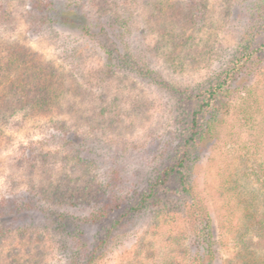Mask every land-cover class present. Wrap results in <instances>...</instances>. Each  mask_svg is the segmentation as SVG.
I'll use <instances>...</instances> for the list:
<instances>
[{
  "label": "rangeland",
  "instance_id": "rangeland-1",
  "mask_svg": "<svg viewBox=\"0 0 264 264\" xmlns=\"http://www.w3.org/2000/svg\"><path fill=\"white\" fill-rule=\"evenodd\" d=\"M245 2L117 0L114 4L113 12L128 19L136 33L137 57L172 84L195 92L192 99L178 104L173 95L136 75L123 71L107 75L104 57L95 46L82 45L66 54L61 30H33L27 17L30 0H1L0 36L5 48L24 51L68 79L62 102L49 114L35 119L18 114L2 125L0 199L26 191L39 195L36 190L42 187L61 185L72 195L66 197L70 202L44 198L43 203L87 216L92 208L83 200L92 195L82 189L88 184L64 181L65 174L77 176L72 167L86 157L97 173L112 176L117 169V193L135 199L86 229L89 241L102 246L97 264H205L198 259L205 253L198 241L202 226L188 212L191 200L183 191L179 170L166 184L157 187L156 182L162 165H174L183 151L176 134L204 101L198 93L205 81L235 52ZM165 6L173 8L176 25L160 21ZM190 12L201 17L196 24ZM263 26L253 31L259 51L252 59L255 64L246 88L229 99L219 98L218 105L226 104L225 122L217 137L199 146L195 164L184 170L212 217V264H264ZM58 121L65 125L57 126ZM29 151L35 157L30 165ZM143 197L150 208L135 217L128 214ZM20 224L0 222V264H70L68 249L61 247L43 218H26L25 229Z\"/></svg>",
  "mask_w": 264,
  "mask_h": 264
},
{
  "label": "trees",
  "instance_id": "trees-1",
  "mask_svg": "<svg viewBox=\"0 0 264 264\" xmlns=\"http://www.w3.org/2000/svg\"><path fill=\"white\" fill-rule=\"evenodd\" d=\"M116 1L30 0L27 17L36 32L61 30L66 37L63 42L66 54H70L79 46L86 44L97 47L104 57L107 75L112 76L118 71L136 75L154 87L173 95L178 104L184 102V99H192L195 95L194 91L172 84L161 71L137 57L134 49L136 33L132 30L128 19L113 12ZM245 1L244 14H241L243 15L242 23L239 25L242 35L235 52L225 63L220 65L219 70L210 75L205 81L204 89H199L198 94H202L204 101L192 113L190 119L183 121L185 123L182 124V131L176 134L177 140L180 139L183 142V151L176 155L174 165H162L160 176L156 182L157 187L166 184L170 175L179 170L183 191L191 200L190 205H187L188 212L193 220L200 222L202 226L198 231L200 232L198 241L205 247V253L201 256L198 255V259L205 264H212L215 259L212 217L201 198L196 195L184 170L188 171L191 164H195L199 159V146L207 140L217 137L219 128L225 122L226 104L218 105L219 98L223 96L229 99L236 92L240 93L243 88H246L248 76L253 71L255 60L252 59L259 51L255 48V33L253 31L262 28L264 24V0ZM172 9L165 6L161 11L160 21L168 22V25H176L175 17L177 15L170 12ZM190 13L192 23L196 24L201 17H197L193 12ZM154 15L155 13L152 14V16ZM6 44L3 43L0 36V140L3 133L2 125L8 123L13 116L21 114L25 118L35 119L38 116L49 114L52 106L62 102L60 100L64 96L66 79H68L62 74L58 75V71L54 67L48 64L42 66L34 62L25 55L24 51L18 49L9 52L5 48ZM257 63L260 64V61ZM59 125L65 124L58 121L57 126ZM184 133L185 136L181 138ZM79 144L81 145V143ZM177 149L181 150L180 147ZM33 154V151L28 152L29 158L26 163L29 165L32 162L31 157L35 158L32 156ZM22 162L25 163L24 160ZM78 162L80 164L75 165L71 170L73 173H78L75 174L77 176L73 179L65 174L66 179H63L70 182L71 180L73 182L83 181L88 184L82 190L88 191L92 195V198L83 200L87 203L85 206L92 208L89 215L76 216L67 211L52 209L43 203L44 198L53 199L56 202L61 200L63 203L70 202L68 199L72 195L68 193L69 190L65 191L59 185L36 190L39 195H33L26 191L20 196L2 197L0 199V222L19 220L20 225L25 229L26 218L39 216L46 222V227L59 238L61 247L68 249L70 264H97L103 253L102 246H94L89 241L86 229L105 221L124 205L132 204L135 199L132 195L117 193L116 187L119 179L116 176L117 169L113 168L111 176L108 172L93 171L94 168L91 166L94 162L91 159L85 157L82 160L79 158ZM145 199L143 197L141 204L131 206L128 214L135 217L144 208H150V201ZM90 201H94V204H88ZM247 217L253 218L250 215ZM252 224L254 225V223Z\"/></svg>",
  "mask_w": 264,
  "mask_h": 264
}]
</instances>
